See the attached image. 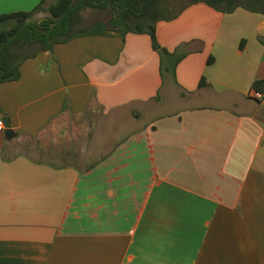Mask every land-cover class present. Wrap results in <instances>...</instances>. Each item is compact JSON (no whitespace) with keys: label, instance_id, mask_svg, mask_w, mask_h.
<instances>
[{"label":"crops","instance_id":"crops-1","mask_svg":"<svg viewBox=\"0 0 264 264\" xmlns=\"http://www.w3.org/2000/svg\"><path fill=\"white\" fill-rule=\"evenodd\" d=\"M217 7L157 22L174 76L101 13L0 85V264H264V6Z\"/></svg>","mask_w":264,"mask_h":264},{"label":"trees","instance_id":"trees-1","mask_svg":"<svg viewBox=\"0 0 264 264\" xmlns=\"http://www.w3.org/2000/svg\"><path fill=\"white\" fill-rule=\"evenodd\" d=\"M192 1L55 0L47 7L42 1L30 12L2 14L0 15V85L18 80L20 66L25 60L35 57L39 51L48 50L54 43L68 40L74 32L85 28L86 21L84 23L80 21L87 16L90 19L94 14L101 13L119 17L131 33L148 34L152 48L160 57L161 75L168 72L174 76L175 67L183 56L169 53L158 44L156 24L159 21L174 19ZM204 1L213 8L224 4L227 6L224 10L226 12H231L238 4L245 5L237 3V0ZM40 12L46 14L45 18L34 19L35 14ZM212 62L213 58H210L208 64ZM204 85H206L205 80L201 79L199 86ZM253 87L264 89V81L255 82Z\"/></svg>","mask_w":264,"mask_h":264},{"label":"rangeland","instance_id":"rangeland-1","mask_svg":"<svg viewBox=\"0 0 264 264\" xmlns=\"http://www.w3.org/2000/svg\"><path fill=\"white\" fill-rule=\"evenodd\" d=\"M237 3L245 4L243 6H247V7H253V6L263 7L264 6V0H262L260 2L259 1H253V0L252 1L251 0H237ZM45 15L46 14L43 12L36 13L34 16V19L39 20L40 18H45ZM84 17H86V16H84ZM84 20L80 21V23H83ZM30 144H31V146H33L35 148H40L42 150V152L44 151L45 153H51L52 149H53L52 145L54 143H53V138L51 136L48 139L41 140L37 143H30ZM55 147H56V144H55Z\"/></svg>","mask_w":264,"mask_h":264},{"label":"built area","instance_id":"built-area-1","mask_svg":"<svg viewBox=\"0 0 264 264\" xmlns=\"http://www.w3.org/2000/svg\"><path fill=\"white\" fill-rule=\"evenodd\" d=\"M250 96L254 97L255 99H262L263 95L260 92H250ZM4 130V121L2 117H0V131Z\"/></svg>","mask_w":264,"mask_h":264},{"label":"water","instance_id":"water-1","mask_svg":"<svg viewBox=\"0 0 264 264\" xmlns=\"http://www.w3.org/2000/svg\"><path fill=\"white\" fill-rule=\"evenodd\" d=\"M4 127L6 128V131H5V135L7 138H11L12 137V131L10 129V120L8 117H5V120H4Z\"/></svg>","mask_w":264,"mask_h":264}]
</instances>
